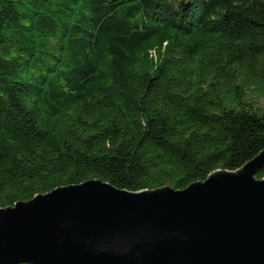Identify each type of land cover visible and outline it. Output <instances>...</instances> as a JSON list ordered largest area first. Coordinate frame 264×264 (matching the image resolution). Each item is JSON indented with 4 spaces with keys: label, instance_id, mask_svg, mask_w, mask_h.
Wrapping results in <instances>:
<instances>
[{
    "label": "trees",
    "instance_id": "trees-1",
    "mask_svg": "<svg viewBox=\"0 0 264 264\" xmlns=\"http://www.w3.org/2000/svg\"><path fill=\"white\" fill-rule=\"evenodd\" d=\"M261 99L264 0H0V208L235 172Z\"/></svg>",
    "mask_w": 264,
    "mask_h": 264
},
{
    "label": "water",
    "instance_id": "water-1",
    "mask_svg": "<svg viewBox=\"0 0 264 264\" xmlns=\"http://www.w3.org/2000/svg\"><path fill=\"white\" fill-rule=\"evenodd\" d=\"M264 151L184 190L102 180L0 208V264H264Z\"/></svg>",
    "mask_w": 264,
    "mask_h": 264
},
{
    "label": "rangeland",
    "instance_id": "rangeland-1",
    "mask_svg": "<svg viewBox=\"0 0 264 264\" xmlns=\"http://www.w3.org/2000/svg\"><path fill=\"white\" fill-rule=\"evenodd\" d=\"M264 107V100H260L259 104H258V108L262 109Z\"/></svg>",
    "mask_w": 264,
    "mask_h": 264
}]
</instances>
